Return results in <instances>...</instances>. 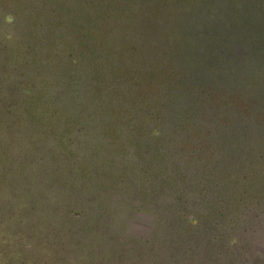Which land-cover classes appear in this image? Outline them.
<instances>
[{
    "label": "trees",
    "instance_id": "trees-1",
    "mask_svg": "<svg viewBox=\"0 0 264 264\" xmlns=\"http://www.w3.org/2000/svg\"><path fill=\"white\" fill-rule=\"evenodd\" d=\"M1 2L31 90L13 107L41 136L23 132L17 155L4 146L18 205L82 209L59 224L96 234L116 264L212 260L231 238L224 255L254 256L243 235L263 188L264 0ZM142 207L154 211L146 239L117 218Z\"/></svg>",
    "mask_w": 264,
    "mask_h": 264
},
{
    "label": "rangeland",
    "instance_id": "rangeland-1",
    "mask_svg": "<svg viewBox=\"0 0 264 264\" xmlns=\"http://www.w3.org/2000/svg\"><path fill=\"white\" fill-rule=\"evenodd\" d=\"M7 6V3L2 5L0 0V112H5V109L11 110L9 119L0 114V264H116L112 259L100 253L101 246L96 234L87 240L85 236L81 235L83 231H80L79 225L70 227L69 224H59L62 218H64V222L79 219L83 214L82 209L73 208L63 214L52 211L48 207L44 214L37 215L27 203L21 204V202L18 205L19 199L17 200L16 195L19 193L17 190L12 192L3 185L1 172L4 158L7 155L4 146H9L10 151L17 155L19 154L17 143L19 138L23 137V132L31 129L29 134L34 141L41 138L40 134L30 127L28 118H21L24 112H21L19 107H13V102L19 98L26 100L31 95V90L30 84L26 81V76L23 78L19 74L21 61L18 58V53L22 46L16 39L14 32V17L5 12L8 10ZM21 81L24 86L20 85L19 82ZM10 103L12 106H9ZM14 109L17 113H12ZM50 121H54V116L50 118ZM44 134L48 139H51L50 132ZM61 151L63 153L62 149ZM64 151L68 152L65 147ZM75 172L82 174L80 169H76ZM262 178L261 185L264 188V176ZM259 185L260 182L257 186ZM1 188L3 189L1 190ZM263 188L252 200V206L250 205V208L247 209L249 217H245L246 219L251 218L252 225L256 227L255 235L252 233L253 230L252 232L248 230L243 235L251 242V245L253 244L254 248L262 239L264 240ZM121 201L123 200L120 198L116 203H121L120 206L122 205L121 207L125 211H129L131 202L128 200L122 203ZM125 211H123L124 214ZM120 216L123 217L118 213V220ZM192 223L196 226L195 221ZM259 233L262 234L261 240L258 239ZM223 240L225 239L222 237ZM213 241L217 245L221 242V238L215 236ZM235 241V238H231L224 242L225 247L223 246L222 253L212 257V260H206L205 257L197 260L195 256L193 257L187 252V259H184V256L180 259L182 262L178 261V264H264V258L260 256L245 255L244 260L240 261L234 255H224L227 245L232 247ZM195 259L197 262H193ZM143 262L141 264H144Z\"/></svg>",
    "mask_w": 264,
    "mask_h": 264
},
{
    "label": "water",
    "instance_id": "water-1",
    "mask_svg": "<svg viewBox=\"0 0 264 264\" xmlns=\"http://www.w3.org/2000/svg\"><path fill=\"white\" fill-rule=\"evenodd\" d=\"M23 146H24L23 147L24 151H28V152L31 151V148L28 145L23 144ZM123 218H124L123 221L127 220L126 228H125L126 233L140 239H146L149 237L154 224V211L152 210V208L142 207L136 213L129 216L128 218L127 216H123ZM251 232L253 233V235H255L256 233L255 225H252ZM258 239L260 240L262 239L261 233L258 234ZM252 252L254 256H260L264 258L263 239L259 242V244L255 245V248L252 244Z\"/></svg>",
    "mask_w": 264,
    "mask_h": 264
}]
</instances>
